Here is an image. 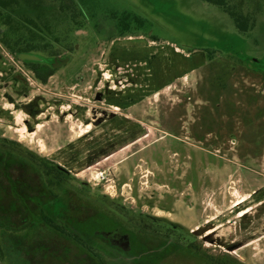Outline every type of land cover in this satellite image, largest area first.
I'll use <instances>...</instances> for the list:
<instances>
[{
    "label": "rangeland",
    "instance_id": "1",
    "mask_svg": "<svg viewBox=\"0 0 264 264\" xmlns=\"http://www.w3.org/2000/svg\"><path fill=\"white\" fill-rule=\"evenodd\" d=\"M3 1L0 147L64 170L85 207L141 216L182 246L143 263L114 247L104 263L264 264V0L229 2L255 20L247 33L201 0H72L76 19L63 1ZM32 32L59 54L14 46ZM31 62L57 71L42 84ZM131 125L146 133L125 142Z\"/></svg>",
    "mask_w": 264,
    "mask_h": 264
},
{
    "label": "flooded vegetation",
    "instance_id": "2",
    "mask_svg": "<svg viewBox=\"0 0 264 264\" xmlns=\"http://www.w3.org/2000/svg\"><path fill=\"white\" fill-rule=\"evenodd\" d=\"M17 152L14 143L0 147V264L5 256L13 264H99L96 246L108 251L126 234L97 231L95 209L80 204L70 181L48 180L45 163Z\"/></svg>",
    "mask_w": 264,
    "mask_h": 264
},
{
    "label": "trees",
    "instance_id": "3",
    "mask_svg": "<svg viewBox=\"0 0 264 264\" xmlns=\"http://www.w3.org/2000/svg\"><path fill=\"white\" fill-rule=\"evenodd\" d=\"M58 1H63L61 4L60 9L63 12H68L69 15L73 18L76 19L79 15V12L77 10L76 5L72 0H58ZM203 2L215 5L219 7L224 13L228 14L231 19L234 22L235 28L241 32V33H247L251 30L254 29L255 27V20L251 19L249 16L243 14L242 12L238 11V9H235V7L230 6V1L232 0H201ZM4 1H0V7L1 8H6L8 6V3H3ZM132 20L135 22H140L142 23L138 17L133 16ZM11 18L9 16L3 17L0 14V23L3 25L9 26L8 24L10 23ZM30 38H28L27 41H25L22 37H18L14 41V46L19 48L22 52L26 54H31V53H47L49 57H55L59 54V51L48 44L45 43L44 39L42 38L41 42H37L34 38V36H37L35 33H31ZM1 43L8 49H13L12 44H10V41L8 39H1ZM31 72H33L35 79L42 83L45 84L47 80L57 71V67L53 65H44V64H39L36 62H31L28 67ZM133 103V102H132ZM131 103V104H132ZM109 104L121 107V103L118 101H109ZM128 123V121H126ZM129 124V123H128ZM134 126L137 130L134 133H131L127 136L125 142L129 141H135L139 137L145 135L146 130L143 127H140L139 125H131ZM111 152L110 149H100L96 153V157H91L89 156L87 158V163L86 164H92L95 159L100 158L102 156H107ZM21 153H16V157H22L20 155ZM33 163V162H31ZM41 163V162H40ZM67 173L64 170H61L60 168H51L48 165H46V175L48 180H57V181H65L63 178L64 175ZM258 193H254L253 196H256ZM111 213L114 215H118V218H111V216L107 214H101L100 211L95 210V227L96 230H101V231H107L109 230L112 233L119 232L122 234H126L129 239H130V249L129 250H134L137 254L141 255V262L143 263L144 261L148 260L150 257H153L151 259L154 260H162L166 258L167 256L172 254L173 252L179 251L181 249V245L179 243L175 242L174 244L169 243V237H165V239H161L159 236H157V233L151 231L153 229L152 226H147L143 223V217L138 216V215H132L130 217V220H127V223H125V219L122 216V212L116 209L109 210ZM128 222L131 225V229L129 230L128 228ZM106 225V226H105ZM110 226V227H109ZM99 239V237L97 236ZM103 238V237H102ZM169 249V250H168ZM106 250V251H105ZM110 250V251H109ZM100 249L98 246H96L95 251H94V259L99 263V264H105L103 261V258L107 256L106 253L112 254L114 253V246L109 249ZM172 250V251H171ZM90 252L89 250L86 251V253ZM93 253V252H92ZM82 259V258H81ZM210 260H212L210 258ZM209 262L207 264H227V263H222L220 261L216 262ZM100 261V262H99ZM145 264V263H144Z\"/></svg>",
    "mask_w": 264,
    "mask_h": 264
},
{
    "label": "water",
    "instance_id": "4",
    "mask_svg": "<svg viewBox=\"0 0 264 264\" xmlns=\"http://www.w3.org/2000/svg\"><path fill=\"white\" fill-rule=\"evenodd\" d=\"M97 100H100V98H97ZM119 241L122 249L127 250L129 248V239L127 235L122 236Z\"/></svg>",
    "mask_w": 264,
    "mask_h": 264
},
{
    "label": "bare ground",
    "instance_id": "5",
    "mask_svg": "<svg viewBox=\"0 0 264 264\" xmlns=\"http://www.w3.org/2000/svg\"><path fill=\"white\" fill-rule=\"evenodd\" d=\"M89 128H90V125L86 126V128H85V133H86L87 131H89ZM85 133H83V134H85ZM238 204H239V203H238ZM246 213H247V211H241V213H240L239 216L245 215Z\"/></svg>",
    "mask_w": 264,
    "mask_h": 264
}]
</instances>
